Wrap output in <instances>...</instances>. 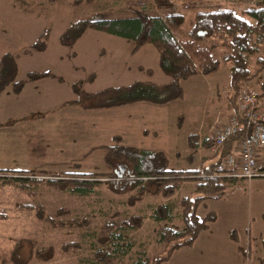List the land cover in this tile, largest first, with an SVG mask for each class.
<instances>
[{
	"label": "trees",
	"instance_id": "16d2710c",
	"mask_svg": "<svg viewBox=\"0 0 264 264\" xmlns=\"http://www.w3.org/2000/svg\"><path fill=\"white\" fill-rule=\"evenodd\" d=\"M35 11L48 14L46 9L50 4L54 5L56 0L34 3L32 0H15ZM77 1V0H75ZM158 1V0H156ZM145 2L139 7L132 6L131 12L126 16L110 17L108 15H90L73 19L65 30L59 35V42L62 45H72L82 36L86 29H95L135 41V49L144 43H152L158 52L160 70L170 77L168 83L157 84L152 81L135 80L127 85L106 87L93 93L81 91V81L72 84V89L77 99L69 103H76L83 108H108L121 106L135 102L146 101L155 104L169 102L182 96L180 81L197 74H210L219 68L220 61L229 63L230 90L234 92L228 97L229 106L232 111L237 112L235 101V90L239 81H249L257 77L264 70V54L257 56L258 68L250 72L246 55L258 53V47L262 46L264 51V3L259 7H251L242 12L243 16L254 19L250 24L246 18L238 14L233 8L214 7L197 10L190 21V29L185 37L182 33V26L185 22V15L178 11H168L162 16L159 13H149L145 9ZM49 11V10H48ZM50 25L42 31L39 37L33 42L29 50L43 51L49 39ZM178 35L180 36L178 38ZM216 37L226 47L221 56L214 50L212 44H205L204 40ZM17 66L15 56L11 53H4L0 56V94L9 84L12 85L14 93H19L23 85L28 81L38 80L44 77H54L50 71L28 72L23 80H16ZM151 73L150 69L146 70ZM261 89L264 91V80L261 82ZM262 96V93H259ZM244 133L236 132L231 134L222 146L218 147L213 156V161L201 165L198 170L183 173L167 168L168 161L166 154L161 150H149L126 146L121 144L99 145L95 148L104 152L106 165L115 167V171L108 173H74V172H48V171H24V170H0V183L13 186L20 190H26L33 194V186L46 185L53 188H64L71 194L87 195L94 191L102 183L111 178L120 189L135 190L134 200H139L143 194H161L163 196L173 195L184 180L194 181V197L184 196L180 199V218L182 226L179 229L161 227L158 230V241L166 245L165 252L156 253L152 258L147 256L143 259L137 258L132 264H161L167 260L171 253L178 248L191 246L196 240L199 232L205 230L213 223L217 215L213 210H207L203 217L196 213L201 205L207 207L205 200L218 199L224 195L229 185H234L238 178L222 177L212 175L214 167L222 157L231 151L234 142L242 138ZM118 140L117 136L114 137ZM213 140L205 137L201 146L211 148ZM188 146L196 151L199 148L198 135L192 132L188 135ZM191 157V156H190ZM119 162V167L115 163ZM125 165L128 170L125 174L120 173ZM118 168V170H117ZM53 175L59 178H44ZM41 176V177H40ZM243 179V178H240ZM109 183V182H108ZM111 183V182H110ZM132 203V200H129ZM21 206V205H20ZM23 209L36 212L43 222L51 225H84L85 220L69 217V211L61 208L56 209V217L43 213V207L35 204L31 209L24 205ZM22 206L20 207V209ZM21 209V210H23ZM170 207L168 204H160L154 209L153 219L158 221L167 220ZM67 215V218H63ZM2 216V215H1ZM4 216V215H3ZM264 222V213L262 214ZM142 219L131 216L120 222H107L93 232L92 236L98 246L94 251L95 257L102 263L114 261L116 258L126 255L131 249V243L125 241L126 232L141 225ZM235 238V231L231 232ZM76 248L77 244H63L64 251ZM261 258L258 264H264V235L261 240ZM20 244H15L10 255V262L13 264H25L26 260L21 259L18 253ZM52 252L48 248L34 250L35 258L45 260L44 254ZM51 255V254H50ZM6 262L3 259V264Z\"/></svg>",
	"mask_w": 264,
	"mask_h": 264
},
{
	"label": "crops",
	"instance_id": "0c3cea01",
	"mask_svg": "<svg viewBox=\"0 0 264 264\" xmlns=\"http://www.w3.org/2000/svg\"><path fill=\"white\" fill-rule=\"evenodd\" d=\"M32 1L40 3L46 0ZM95 2L97 5L94 6V10L90 11L89 8L86 13L76 18L99 14L121 17L131 12L129 6H124L123 9L120 7L119 10L122 11L117 14L112 11L115 9V4L127 3L128 0H56L54 5L57 7L52 16L46 48L43 51L25 52L49 24L48 14L35 11L15 0H0V42L8 41L7 47H0V56L6 52L15 56L16 80L25 79L28 72L50 71L55 75L28 81L19 93H14L12 85L9 84L0 94V170L89 173L90 171L81 169L79 160L91 155L92 151L84 152L81 146L77 149V144L94 141V146L121 144L137 147L139 145L136 139H132L131 132L135 131L136 136L140 135L145 124L160 119L156 115L158 107L170 106V102L155 104L141 101L90 109L73 102L69 103L77 99L72 84L78 80L81 81V91L85 93H93L106 87L127 85L135 80L152 81L157 84L168 83L171 80L160 70L158 52L152 43H144L134 50L136 45L134 40L91 28L86 29L72 45H62L59 42V35L75 19L71 17L73 6ZM144 2L145 0H132L131 4L139 7ZM147 69L151 70L150 74L146 72ZM200 76L205 77V75ZM229 82L228 67V85ZM207 86L208 91L218 90L217 85L215 87L211 82ZM219 92L222 94H218L220 102L215 104L208 117L203 112L202 118L197 123L195 132L198 135V142L200 137L208 135L210 127L216 121L226 120L232 111L222 98L225 92L223 87ZM205 100L206 97L204 105ZM118 112L121 114V129L114 127L113 117ZM46 123L54 124L57 128L54 131L57 136L61 132L62 136H65L64 143L67 144L60 147L71 155L70 164L69 161L67 162L68 166L59 163L60 166L52 167L50 165H53L52 160L46 159L37 160L34 164L35 161L31 159L35 157L26 156L29 152L31 154L38 152L42 144L41 147H48L50 140L47 137L39 140L35 150L32 143L35 138L42 137L36 134L38 131L35 128L41 129ZM115 136L118 140L114 139ZM157 150L165 152L163 149ZM198 150L200 154L208 157L203 159V165L213 161L214 148L201 147ZM260 153L264 163V151ZM242 180L246 182L241 188L235 187L236 192L232 195V202L238 206L234 210L238 214L237 219L230 221L221 229L214 225L220 216L213 210L217 215L216 220L207 229L199 232L194 243L191 246L175 249L161 264H257L259 262L261 258L259 242L264 235L262 219L264 187L254 182H264V177ZM248 187L251 189L249 193ZM218 199H207L205 203L207 201L206 205L209 208L208 201ZM248 202L250 214L247 213V206L244 205ZM233 230L235 238L231 237Z\"/></svg>",
	"mask_w": 264,
	"mask_h": 264
},
{
	"label": "rangeland",
	"instance_id": "374dc122",
	"mask_svg": "<svg viewBox=\"0 0 264 264\" xmlns=\"http://www.w3.org/2000/svg\"><path fill=\"white\" fill-rule=\"evenodd\" d=\"M131 3L132 0H128L127 3H117L114 6L115 9L112 11L116 14L120 13L122 10L120 11L119 8L123 9L124 6H129L128 9L132 10ZM261 3H264V0H145V9L149 13H159L162 16L168 11L183 12L185 22L182 26L181 35L184 34V36H180L185 37L190 29V21L197 10L208 8L209 5L214 4L216 5L214 7L233 8L238 14L242 15L243 11L251 7H259ZM84 4L82 3L79 6L75 4L71 11V17H79L86 13L89 8L90 11L94 10V6L97 5L96 2ZM56 7L57 5L50 4V8L46 9L50 30L53 20L52 16L55 13ZM243 17L250 24L254 23V19L251 17ZM180 36L178 35V38ZM204 43L207 45L212 44L219 56L226 49L221 44V40L216 37L208 38L204 40ZM7 46L8 41L3 40L0 42V47L5 48ZM263 54L262 46H259L257 54L246 55L250 72H254L258 68L259 65L256 62V57L263 56ZM228 67V62L220 61L219 68L210 74H206L205 77L200 76L204 74H197L181 80L182 96L169 101L170 106L168 107L159 108L157 106L158 111L156 115L160 117L159 120L161 121L151 120L150 123L145 124L144 129L138 136H136L137 132H131L132 139H136L135 141L139 145L137 147L152 150L163 149L167 157V168L169 170L181 171L183 173L198 170L204 163L203 159L208 157L200 154L198 149L201 147L197 151H193L188 146V135L195 132L197 123L202 118L203 112L208 117L209 113L214 109L215 104L218 103L220 98L218 94L222 95L219 92V89L222 87L225 90L222 98L225 105L229 106L227 104L229 102L228 97L231 96L232 92L227 84ZM263 80L264 70L257 77L247 82L245 81V83L249 88L262 93L264 107V91L260 85ZM209 82L213 83L215 87L217 85L218 90L216 91V89L211 88L213 91H208L207 85ZM120 118V112L115 113L113 117L114 127H118L119 129H121ZM35 129L38 131L36 134H40L42 137L35 138V141L32 142L34 143L33 150L38 147L40 139L43 140L47 137L50 142L48 147H41L43 144H40L38 152L32 154L29 152L26 156L29 158L35 157L36 160L31 159L35 161L34 164H36L37 160L46 159L47 161L52 160L54 165L50 164L52 167L60 166V164L68 166L67 162L69 161L70 164L71 155L60 147V145L66 146L67 144L64 143L65 136H62V132L57 136L54 132L57 128H55L54 124L48 125V123L44 124L41 129L38 127ZM77 146V149L81 146V150L84 152L85 150L92 151L91 155L79 160L82 170L90 171L89 173L115 171V167L106 165L103 152L95 148L94 141L81 143V145L77 144ZM119 164V162L115 163L118 167ZM126 172L128 170L125 169L124 165L120 173L125 174ZM51 176L52 178H59ZM50 177L45 175L44 178ZM116 177L105 179L109 180V183H102L87 195L71 194L62 187L53 188L46 185L33 186L34 192L30 195L26 190H20L16 187L0 183V264H3V259L6 260L4 264H13L10 262V255H12L11 252L17 242L20 244L18 253L21 259L26 260L25 264H132L140 257L142 259L146 256L152 258L156 253L160 252L163 254L167 246L158 241V230L161 227L181 228L180 199L184 196H195L193 195L194 181H182L178 190L170 196L143 194L139 200H134L135 190L118 188L114 183ZM245 182L246 180L238 178L234 185H229L221 199L208 201L209 208H204L200 205L196 210L197 215L201 218L207 210H215L220 217L214 225L221 227V229L230 221L237 219L238 214L234 210L238 206H235V203L232 202V195L236 192L235 187L241 188ZM254 183L264 187V182L255 181ZM250 190V187H248V193ZM129 200H132V203ZM35 204H40L43 207L45 215L56 217V209L61 208L69 211V217L85 220V224L55 226L43 222L33 209L36 207ZM160 204H168L170 207L167 220L158 221L152 217L154 209ZM20 205L22 206L21 209L26 207L24 205H29L33 210H21ZM244 205L247 206V213L250 214L248 212L250 211L249 202ZM68 216L64 215L63 218H67ZM131 216L142 219V222L139 227L126 232L125 241L131 243L130 251L126 255L116 258L114 261L102 263L94 255L96 247L98 248L100 245L96 243L92 233L97 232L107 222H120ZM209 232L211 233L212 231ZM70 243L77 244V247H72L67 251L61 249L63 244ZM48 247L52 252L44 254V257H48L47 259L39 260L35 258L34 250ZM259 249L261 252V242H259Z\"/></svg>",
	"mask_w": 264,
	"mask_h": 264
},
{
	"label": "built area",
	"instance_id": "2783aa9c",
	"mask_svg": "<svg viewBox=\"0 0 264 264\" xmlns=\"http://www.w3.org/2000/svg\"><path fill=\"white\" fill-rule=\"evenodd\" d=\"M235 101L237 112L231 111L226 120L216 121L208 135L200 137L199 147L201 141L209 137L213 140L212 148L215 152L231 134L242 132L243 137L234 142L231 151L214 167L212 175L243 179L264 177V163L260 158V152L264 151L262 96L241 80L235 90Z\"/></svg>",
	"mask_w": 264,
	"mask_h": 264
}]
</instances>
